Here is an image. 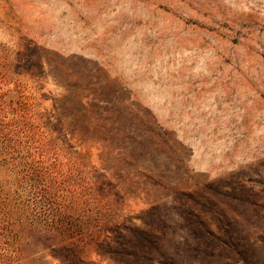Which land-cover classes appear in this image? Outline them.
I'll list each match as a JSON object with an SVG mask.
<instances>
[{
    "label": "rangeland",
    "instance_id": "374dc122",
    "mask_svg": "<svg viewBox=\"0 0 264 264\" xmlns=\"http://www.w3.org/2000/svg\"><path fill=\"white\" fill-rule=\"evenodd\" d=\"M17 30L47 54L14 80L116 210L55 246L24 230V264H264V0H0Z\"/></svg>",
    "mask_w": 264,
    "mask_h": 264
},
{
    "label": "trees",
    "instance_id": "16d2710c",
    "mask_svg": "<svg viewBox=\"0 0 264 264\" xmlns=\"http://www.w3.org/2000/svg\"><path fill=\"white\" fill-rule=\"evenodd\" d=\"M9 39L11 47L0 40V264H24V230L55 246L112 223L116 210L109 202L99 208L106 197L99 171L72 145L79 128L67 130V116L47 110L45 94H25L14 80L24 72L12 74V65L21 69L47 52L19 30ZM91 108L101 109L98 99Z\"/></svg>",
    "mask_w": 264,
    "mask_h": 264
}]
</instances>
